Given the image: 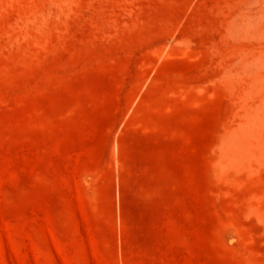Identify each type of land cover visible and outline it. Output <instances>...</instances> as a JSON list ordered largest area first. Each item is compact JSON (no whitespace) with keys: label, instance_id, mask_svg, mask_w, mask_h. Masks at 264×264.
<instances>
[{"label":"rangeland","instance_id":"obj_1","mask_svg":"<svg viewBox=\"0 0 264 264\" xmlns=\"http://www.w3.org/2000/svg\"><path fill=\"white\" fill-rule=\"evenodd\" d=\"M0 264H264V0H0Z\"/></svg>","mask_w":264,"mask_h":264}]
</instances>
